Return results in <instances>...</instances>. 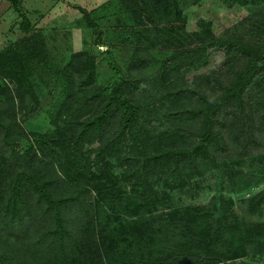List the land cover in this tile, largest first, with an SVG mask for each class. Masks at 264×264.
<instances>
[{"label": "rangeland", "instance_id": "rangeland-1", "mask_svg": "<svg viewBox=\"0 0 264 264\" xmlns=\"http://www.w3.org/2000/svg\"><path fill=\"white\" fill-rule=\"evenodd\" d=\"M17 2L25 28L0 0V203L19 179L27 204L19 228L0 216V253L11 264H147L199 248L264 264V250L242 241L264 237V69L245 96L246 145L244 123L225 111L217 142L200 143L198 111L214 94L209 75L228 80L239 63L213 42L237 29L264 51L254 21L264 0ZM180 47L189 53L164 66ZM123 100L136 117L120 131ZM87 119L97 122L80 131ZM191 146L189 156L151 158ZM32 179L73 196L59 247L42 237L51 219Z\"/></svg>", "mask_w": 264, "mask_h": 264}, {"label": "trees", "instance_id": "trees-1", "mask_svg": "<svg viewBox=\"0 0 264 264\" xmlns=\"http://www.w3.org/2000/svg\"><path fill=\"white\" fill-rule=\"evenodd\" d=\"M8 1L22 19L19 24L20 28H25L29 20L25 13L20 10L17 0ZM254 21L257 29L264 31V19L255 18ZM213 43L222 50L226 62L238 60L239 63L234 66L233 75L228 80L209 75L214 94L205 98V105L203 108L198 109L199 112L203 111L204 117L199 142L201 143L204 140L217 142L213 128L217 123L218 115L225 111L237 116L244 123L243 133L247 132V136L243 141V145H246L251 138V134H249L251 132L246 128L248 115L246 113L245 96L253 82L259 80L258 77L263 75L264 67L259 62L264 57V51L253 42L245 40L237 29L234 30L230 37L218 39ZM189 51L190 49L186 47L173 50L163 60V65L172 63L183 55L188 54ZM120 105L124 111L122 112L119 130L124 131L133 122L136 117V111L134 106L127 101H121ZM96 122L95 119L82 121L80 131H84L91 123ZM195 149V146L166 148L156 152L151 158L189 156L194 154ZM20 183L19 179H15L0 203V216L10 230L19 228L22 218L21 212L27 204L26 194L22 187L23 184L21 183V185ZM46 187V182L38 179L29 180L28 183L34 202L40 204L42 213L51 219V225L47 227L42 237H46L49 241V246L59 247L63 243L64 236L68 235L62 207L67 205L73 199V196H53L46 190ZM147 190H149L148 185ZM243 239L242 241L249 243L248 247L251 253H258L264 250V237L244 236ZM36 251L34 250L35 253H37ZM225 260V256L219 253L204 254L199 248H186L184 252L175 251L164 256L155 257L153 260H149L147 264H211L216 262L227 264ZM0 264H11L9 258L3 253H0ZM57 264H61V262L58 261Z\"/></svg>", "mask_w": 264, "mask_h": 264}]
</instances>
